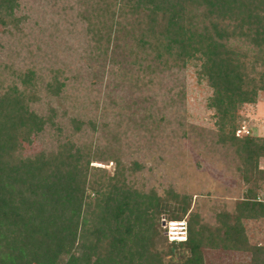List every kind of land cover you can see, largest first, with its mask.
Listing matches in <instances>:
<instances>
[{
	"label": "trees",
	"instance_id": "obj_1",
	"mask_svg": "<svg viewBox=\"0 0 264 264\" xmlns=\"http://www.w3.org/2000/svg\"><path fill=\"white\" fill-rule=\"evenodd\" d=\"M76 1L85 22L87 69L108 63L114 67L108 79L138 86L197 63L210 89L205 105L216 142L233 151L249 187L230 210L214 213L212 225L203 222L191 196L171 187L144 188L133 177L137 162L122 161L96 138L80 141L82 129L94 133L109 125L106 112L116 101L107 92L89 103L93 115L72 113L61 122L57 109L77 77L60 67L17 68L0 60V264H205L206 249L246 251L248 264H264V243L247 244L243 226L264 219V199L256 196L264 191V170L257 167L264 137L234 134L238 106L264 92V0ZM17 8L18 0H0L1 31L16 28ZM90 74L88 84H98L100 74ZM43 96L58 106L41 111ZM121 109L116 104L115 118H122ZM142 111L140 119L151 118L148 106ZM47 131L51 144L25 154ZM107 162L110 172L93 164ZM163 216L185 219L184 242L166 239Z\"/></svg>",
	"mask_w": 264,
	"mask_h": 264
},
{
	"label": "rangeland",
	"instance_id": "obj_2",
	"mask_svg": "<svg viewBox=\"0 0 264 264\" xmlns=\"http://www.w3.org/2000/svg\"><path fill=\"white\" fill-rule=\"evenodd\" d=\"M81 10L76 0H18L16 28L9 26L0 30V60L17 68L28 64L39 68L60 67L63 75L77 77L75 82L68 84L57 109L61 122H66L72 113L79 114L82 119L93 115L89 103L108 93L122 108V118L114 117L116 104L110 105L106 112L109 125L94 133L82 129L84 137L80 141L96 138L101 146L116 151L122 161L137 162L139 168L135 169L133 177L144 188L162 191L171 187L191 196V203L202 221L212 225L214 213L230 210L234 199L240 197L249 184L242 183V174L236 169L238 160L230 147L216 142L212 110L205 105L210 89L198 77L197 63L189 62L172 73L163 72L150 84L135 86L128 79H111L112 76L108 79L107 70L114 69L108 63L104 70L100 66L90 70L86 67L89 62L82 52L87 43L85 22L78 19V14L83 13ZM93 70L100 77L98 84L89 85ZM177 90H181L180 95H174ZM261 99H264L263 91L257 94L258 104L255 101L256 104L238 106L237 125L248 128L258 124ZM46 105L58 106L53 98L43 96L37 107L44 111ZM146 106L150 109L149 121L156 123L140 119ZM160 116L162 120L158 121ZM48 132L26 146L25 154L50 145ZM93 164L104 167L107 172L113 166L110 162ZM260 198L264 199V192ZM261 243H264V219L261 220ZM212 253L204 250L205 264H248L240 254L234 257Z\"/></svg>",
	"mask_w": 264,
	"mask_h": 264
},
{
	"label": "crops",
	"instance_id": "obj_3",
	"mask_svg": "<svg viewBox=\"0 0 264 264\" xmlns=\"http://www.w3.org/2000/svg\"><path fill=\"white\" fill-rule=\"evenodd\" d=\"M260 102V101H256ZM255 103V104H256ZM258 104V103H257ZM259 112L261 113L260 117L257 118V123L254 126H248V130L250 129V132L252 133H260L261 137H264V99H261V109H258ZM260 124V125H259ZM257 125V126H256ZM250 127V128H249ZM257 135V134H256ZM257 167L258 169H263L264 170V157H260L257 163ZM257 192V191H256ZM264 191H258L257 192V199L261 200L260 196L261 193H263ZM229 210V209H228ZM219 210H217L218 212ZM243 226H244V231H245V235L247 237V244H260L261 245V218L260 219H256V220H244L243 221ZM254 240H258V241H254ZM213 253V255H217V256H222L225 253H227V255H234V257H239L238 255L240 254V256L244 257L247 260V263L249 261V253L246 251H237V250H221V249H210Z\"/></svg>",
	"mask_w": 264,
	"mask_h": 264
},
{
	"label": "built area",
	"instance_id": "obj_4",
	"mask_svg": "<svg viewBox=\"0 0 264 264\" xmlns=\"http://www.w3.org/2000/svg\"><path fill=\"white\" fill-rule=\"evenodd\" d=\"M234 134L237 137H241L249 134V131L245 126L241 125L235 129ZM161 227L164 229L163 234L168 241L184 242L186 240L187 232L185 219L165 220L161 218Z\"/></svg>",
	"mask_w": 264,
	"mask_h": 264
}]
</instances>
